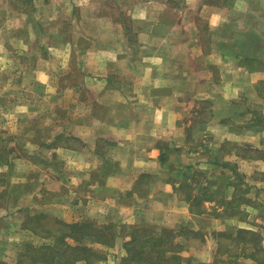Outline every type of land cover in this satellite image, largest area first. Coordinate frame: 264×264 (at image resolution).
<instances>
[{
  "label": "crops",
  "instance_id": "1",
  "mask_svg": "<svg viewBox=\"0 0 264 264\" xmlns=\"http://www.w3.org/2000/svg\"><path fill=\"white\" fill-rule=\"evenodd\" d=\"M109 2L113 9L112 12H109L110 9L106 10L104 18L107 24L104 19L100 21H103L108 30L113 32L106 44V54H110V62L119 63L121 54L129 52L133 44L130 42L125 19H122V24L119 25L111 17L116 15L114 12L119 7L122 17L123 15L129 17L136 25L138 42L143 40L142 46L149 50H157L153 54L147 52L148 57L144 54L140 55L133 64L151 70V78L155 82L162 81L164 87L168 85L169 87L166 92H106L107 96L116 95L120 103H123L124 112L121 122H112L107 117L106 121L91 117L90 120L72 122L70 126L74 129L84 128L83 132L62 133L61 138L74 139L78 145L74 149L62 145L58 147V152L68 168L50 169V175L54 176V180L55 177L60 178L58 181L63 186L58 190L62 192L73 184L77 198L73 200V204L67 205L44 199L42 211L50 218L66 222L81 223L89 219L96 222L105 221L129 229L162 227L170 230H189L191 235L180 234L178 239V242L185 246L181 255L188 261L195 260L198 264H210L212 262L210 249L213 245L211 233L226 231L229 220L223 217L224 215H220L225 206H219L215 199L201 198L204 188H208L205 186L207 182L205 183L201 176L206 174L208 177L212 170L217 169L218 175L221 176L218 178L220 184L222 177L232 174L225 169V166H232L237 176V173L240 175L238 171L248 165L252 167L249 172H246V167L242 168L245 174H241L246 179L244 183L250 190L259 193L260 199L264 201V159H258L257 156H241L237 152L241 150L239 147L243 142L235 140L236 131H233L235 129L229 130L233 133L234 140L226 134L212 138V141L219 146L224 143H235L238 149L235 155L233 154L234 157L229 160L231 162H226L228 155L220 156L216 161L211 153L207 152L208 150L203 152L202 147L196 150V147L201 145V141L204 146L210 143V139L194 134L195 130H209L213 128L212 126L220 130L236 128L228 127L227 120L230 118L232 124L236 117H231L230 113L232 109H236L237 105L233 103L232 98L238 92L232 95L223 90L239 77L247 75L253 83L264 81V72H257L254 68L249 74L240 67L243 66L241 62L244 59L243 55L236 57L228 54L230 42H227L225 35L235 33L237 37L240 34L243 37V33H263L264 30L259 29L263 23L260 18L264 17V0H119L120 3L118 0H110ZM0 14L3 17L17 16L15 10H6L5 13L2 11ZM97 16L98 14H95V17ZM118 29L121 33L116 36ZM94 54L90 53L88 57H98L97 53ZM4 55L3 47H0L2 64L7 63L6 59L1 58ZM46 60L50 58L38 61V70L51 73L52 65ZM204 82L206 87H200ZM86 93L90 99L103 102L102 92ZM95 93L97 95H94ZM193 100L203 104L209 103L213 115L211 119L216 120L213 124L204 120L195 122L198 124L194 123L190 112L193 108ZM13 107L11 106L10 109ZM98 108L108 109V98L103 105L92 106L94 112H97ZM10 109L8 108L7 112ZM185 111L188 112L187 120L183 118ZM13 126L15 125L12 123L10 126L12 129L17 127ZM10 134L16 136L14 133ZM249 138L245 143L259 146L261 141L256 142L252 136ZM14 160L18 159L14 158ZM49 161L50 159L46 160V163ZM1 165L0 173L5 170L3 167L5 165ZM12 173V182L8 191L20 195L19 170H13ZM32 175L35 176L33 172ZM193 177L197 180L202 179L201 183H197ZM208 179L210 180L209 177ZM52 180L49 179L51 184L46 186L56 188L57 184ZM35 188V184H32V192L29 187L26 188L29 190L24 195L28 200L26 210L31 209L33 204L35 205L34 200L38 198L39 186L36 193ZM234 188L237 191L238 184L234 185ZM219 189L224 193H221L224 195V200L229 199L225 195L227 190L224 191L227 185L226 187L219 185ZM2 192L0 186V194ZM71 200L70 198L69 201ZM257 201L251 202L249 205L251 207L247 206L249 203L245 205V209L251 208V224L255 225L260 223L257 210L262 203L264 204L262 201V203ZM242 206L244 205H241V210H243ZM1 207L0 205V248H2L0 257L4 259L7 241H11L12 236L18 237L16 232L24 221L23 216L20 215L26 210L21 209L17 204H10L3 209ZM214 209H218L216 215L212 212ZM262 209L264 210L263 205ZM195 236L203 237V240L193 238ZM126 239L129 240V236Z\"/></svg>",
  "mask_w": 264,
  "mask_h": 264
},
{
  "label": "rangeland",
  "instance_id": "2",
  "mask_svg": "<svg viewBox=\"0 0 264 264\" xmlns=\"http://www.w3.org/2000/svg\"><path fill=\"white\" fill-rule=\"evenodd\" d=\"M28 1L0 0V13L2 11L5 13L6 10H15L17 13V16L7 15L4 17L0 14V31L2 30L0 47H3L5 54L1 58L7 60L6 64L0 63V160L5 165H1L5 170L0 173V186L3 191L0 194L1 208L17 204L21 209L26 210L28 200L24 195L29 192L26 188L29 187L32 192V184H35V193L38 186L39 190L38 198L34 200V207L32 206L31 209L20 215V217L23 216L24 221L19 231L16 232L18 237L12 236L11 241H7L6 257L4 259L0 257V264H42V261L49 264H66L60 258V252L66 245H81L89 248L97 255L91 264H126L127 262L123 260L131 257L124 245L128 240L126 237H130L135 228L141 227L129 229L105 221L96 222L88 219L81 223H88L101 229L107 238L113 234V238L109 237L110 241L107 243L96 241L93 237H84L81 241L76 242L68 236L69 230L65 228V225L80 223L48 217L42 211L43 200L62 202L63 205H67L73 204V200L77 198L73 184L62 192L58 190L63 186L58 181L60 178L55 177L57 180H54V176L50 175V169L68 168L64 158L62 159L58 152V147L62 145L74 149L78 145L74 139L63 140L61 138L62 133L83 132L84 128L74 129L70 124L77 120H90L91 117L104 121H106V117L112 122L122 121L123 103H120L116 95L114 97L107 96L106 92L167 91L169 85L164 87L165 84L162 81L155 82L151 78V70L133 64L140 58V55L144 54L148 57L147 52L153 54L157 50H149L142 46L144 45L143 40L138 42L136 25L131 22L129 17V21L124 15L123 18L118 7L117 11L119 10V12H114L116 15L111 17L119 25L122 24V19H125L130 42L133 44L129 52L121 54L119 63L110 62V54H106V44L111 39L113 32L108 30L103 21H100V19L105 20L107 9L112 12L110 0ZM74 2L76 3L74 4ZM87 11H89L88 14H86ZM95 14L98 16L95 17ZM260 21L263 22L259 29L261 31L264 30V17H261ZM105 23L107 24L106 20ZM119 33H121L120 29L117 34L115 33L116 36L120 35ZM243 34V37L241 34L239 37L235 33L225 34L227 42H230L228 43V54L245 57L243 66L240 67L244 68L246 73L250 74L254 68L257 69V72H264V31L263 33ZM118 39H120L119 36ZM97 47L100 49L97 50ZM90 53L91 55L97 53L98 57L89 58ZM48 57L50 60L46 61L52 65V69L51 73H44L43 70H38V61L48 59ZM250 60L253 62H249ZM28 72L29 75H27ZM247 77L249 76L239 77L223 90V92H230L229 94L232 93V95L238 92L232 98L233 103L237 105L236 109H232L230 113L231 117H236L232 124L230 118L227 120L228 127L236 128L220 130L212 126L213 128L209 130H195L194 135L210 139V143L204 146L201 141V145H198L196 150L201 147L203 152L208 150L207 152H210L216 161H218V157L228 155L226 162H231L229 160L234 157L238 149L234 145L235 143H224L219 146L212 141L213 137L224 134L234 140L233 133L229 132L232 129L236 131L235 140L243 142L239 147L241 150L237 151L241 156H257L258 159H264V83H260L261 81L253 83ZM200 87L205 88V82ZM86 92H102L103 102H106L107 98L109 100V108H98V111L94 112L92 106L99 107L103 105V102L90 99ZM98 98L100 99V97ZM196 101H192L193 108L190 109L194 123L204 120V122L213 124L216 120L211 119L213 115L210 112L209 103L203 104V102ZM11 106L14 107L10 109ZM8 108L11 111L7 112ZM184 109L186 110V108ZM89 110L94 115L88 112ZM187 113V111L184 112V120H187ZM12 123L15 125L13 127L17 126L15 129L10 127ZM85 131H89V129H85ZM10 133H14L16 136L14 137ZM250 136L255 138L256 142L261 141L259 146H254L249 142L245 143V140H249ZM10 158L11 161H9ZM49 159L50 161L46 163V160ZM225 163L224 165H227ZM244 163L246 164V162ZM225 167L223 168L231 172L233 177L232 174H225L227 176L221 178L220 184L218 178L221 176L218 175L217 169L211 171L208 176L210 180L206 174L201 176L203 181L207 182L205 186H208V188H204L201 198L215 199L219 206H225L227 209H222L220 215H224L223 217L229 220L226 231L211 233L213 245L210 249L212 252L210 264L214 260H237L241 264H256L253 259L242 257L253 253L252 245L256 247L258 245L264 249V210L262 209L264 201L260 199L259 193L250 190L244 183L245 176L241 174L244 173L242 168L246 167V172H249L252 167L247 165L242 167L241 171H238L237 168L236 170L240 173V175L237 173V176L234 174L236 171L232 166ZM13 170H19L20 195L11 194L8 191L12 182ZM32 172L35 176L32 175ZM197 177L200 178V176ZM199 178L197 180L193 177L200 184L202 179ZM49 179H53L52 182L57 184L56 188L47 187L51 184ZM236 184H238L237 191L234 188ZM219 185L224 187L227 185V189L224 191L227 190L225 195L229 199L224 200V193L220 191ZM70 198L71 201H69ZM257 200L262 205L257 210L260 223L255 225L251 224V208L245 209V205L249 203L247 206L251 207L250 203L258 202ZM30 204L29 200V207ZM241 205H244V207L242 206L243 210L240 209ZM217 210L214 209L212 212L216 215ZM142 228L159 233L162 230L170 231L174 242L179 245L177 254L180 256L185 248L183 243L178 242L180 234L191 235L189 230H170L162 227ZM242 231H246L248 234H240ZM193 238L203 240V237L200 236ZM242 238L243 240H241ZM182 258L185 259L183 256ZM190 263L198 264L195 260ZM74 264H84V262L78 260Z\"/></svg>",
  "mask_w": 264,
  "mask_h": 264
},
{
  "label": "trees",
  "instance_id": "3",
  "mask_svg": "<svg viewBox=\"0 0 264 264\" xmlns=\"http://www.w3.org/2000/svg\"><path fill=\"white\" fill-rule=\"evenodd\" d=\"M244 60L245 57L241 60V62L244 63ZM249 62L253 61L250 60ZM260 83L264 82L262 81ZM1 163L3 164L2 160H0V165ZM65 228L69 230L68 236L76 242L81 241L84 237H93L96 241L107 243L110 241L109 237H111V239L113 238V234L107 238L103 235L101 229L95 228L88 223L65 225ZM137 232L139 233L137 234ZM241 233L242 235L248 234L246 231H242L240 234ZM250 235L253 236V234ZM241 240H243V238ZM124 245L128 254L131 255L130 259L123 260L127 262L126 264H192L190 261L177 254L179 245L174 242V238L171 236V232L168 230H162V232L159 233L154 230H146L145 228H135L132 231L129 240H127ZM252 246L254 249L253 253L244 255L242 258H251L256 264H264V249L258 245V248L254 245ZM60 258H62L66 264H74L78 260H82L84 264H91L93 259L97 258V255L86 246L66 245L63 251L60 252ZM43 263L49 264L42 261V264ZM212 264L241 263L237 260H214Z\"/></svg>",
  "mask_w": 264,
  "mask_h": 264
}]
</instances>
